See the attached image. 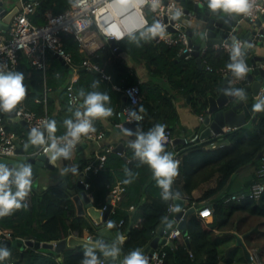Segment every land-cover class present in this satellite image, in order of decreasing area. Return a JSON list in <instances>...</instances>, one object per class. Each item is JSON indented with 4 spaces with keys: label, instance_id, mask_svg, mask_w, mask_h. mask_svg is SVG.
<instances>
[{
    "label": "trees",
    "instance_id": "1",
    "mask_svg": "<svg viewBox=\"0 0 264 264\" xmlns=\"http://www.w3.org/2000/svg\"><path fill=\"white\" fill-rule=\"evenodd\" d=\"M73 0H39L33 12L28 14L29 19L35 24L46 22L47 13H59L71 5ZM186 6V0H180ZM142 32V31H141ZM139 38L140 32L134 33ZM62 45L71 54V64H65L57 56L48 58L45 70L31 65L28 57L21 54L17 71L23 73L26 87V96L23 100L25 105L36 114L47 113L52 120L56 121L57 131L55 134L63 133L57 125L59 114H53L52 100L47 96L46 104L35 99L43 96L45 85L53 89H60L61 103L68 105L65 87L71 75L78 70V77L73 82L75 92L99 91L110 97V102L105 106L117 110L122 100L123 93L114 85L124 87L129 84L138 83L142 93V100L135 108L144 114L139 131L147 132L156 124H165L172 129V124L177 119V111L173 102L175 95L170 89L179 91L181 94L192 95L191 105L198 115H203L207 107V95L217 89L221 74L205 68V59L211 66H227L230 63V53L221 48L209 46L205 54H199L202 66L200 67L194 56L178 59L179 46L169 45L163 41L153 38L145 40L140 38L139 44L131 41L129 36L118 42L121 48L119 53L112 50L110 44L105 42L96 52L90 56V61L97 64L98 69H88L82 65L86 58L81 52L77 41L72 34L61 33ZM53 53V52H51ZM54 54V53H53ZM136 65L145 68V76L142 78L136 73ZM105 73L110 76L106 79ZM165 78L162 84H168L170 89L165 88L155 77ZM94 81H98L95 89L91 87ZM83 101V98L80 97ZM264 100V89L260 99ZM53 110V111H52ZM59 111V110H58ZM113 122H118V116H110ZM25 139V134L19 126H9ZM228 139L229 143L218 147H208L211 141ZM167 146H172L167 145ZM182 150L178 151L181 156L179 175L183 193L187 195L188 204L203 202L217 195L213 202V220L207 223L198 213H190L186 217V235L190 238V247L185 243L184 234L172 239V245H163L166 251L163 264H219L221 259L220 246L228 247L229 241L233 239L232 232L220 235L213 228H231L235 216L245 213L242 220L247 217L264 218V192L259 199L243 198L240 201H226L229 195L223 192L228 180L241 167L251 163L259 162L257 155L264 149V111H254L251 118L244 125L225 131L219 136L208 139L205 142H185ZM128 155L134 156V149H128ZM176 151V152H177ZM174 158V149L167 150ZM104 155L103 166L98 170L86 171L84 181L89 183L87 191L93 196V203L103 207L110 187L119 179L125 186V191L117 200L113 211L109 215L108 222H115L116 228L126 232V239L121 245L126 254L132 250H141L152 238L156 229L161 225L168 215V208L172 199L165 201L161 198V189L157 186L152 175V170L147 164L139 159L130 166L123 155L112 151H100ZM89 161H82L80 168H85ZM258 166V164H257ZM132 173L131 182L124 183L130 179L126 174ZM214 179L215 183L210 182ZM253 181V180H252ZM250 182V184L252 183ZM203 184H208L198 197L193 198L192 191ZM249 184V185H250ZM15 191V187H13ZM222 191V192H221ZM27 208L13 210L11 215L0 217V227L10 229L12 237H22L37 241H57L66 238L72 232L81 235L84 228L89 227L87 219L76 212L72 195L66 188L59 184L40 188L31 185ZM133 205V208H130ZM138 219V221H137ZM123 220L118 226L117 222ZM239 222V219H237ZM263 221L250 224L246 244L255 248L261 264H264V230ZM230 226V227H229ZM91 229V225H90ZM239 229V227H237ZM93 230V229H92ZM252 240H255L253 243ZM7 247L11 256L0 260V264H81L84 259V245L67 246L60 252L48 248H33L25 246L23 249ZM232 261L244 259L239 245H233ZM98 258L102 256L95 250Z\"/></svg>",
    "mask_w": 264,
    "mask_h": 264
},
{
    "label": "built area",
    "instance_id": "2",
    "mask_svg": "<svg viewBox=\"0 0 264 264\" xmlns=\"http://www.w3.org/2000/svg\"><path fill=\"white\" fill-rule=\"evenodd\" d=\"M19 6L18 11L13 15L9 28L6 32L0 35V71H17L19 64V58L21 54L28 57L31 65L36 68L45 70L47 67V52L51 51L54 54L60 56L65 64L70 65L72 58L71 54L65 50L62 45L61 33L66 32L72 34L74 39L78 43L79 50L84 52L86 58L82 61V65L88 69H98L97 64L90 61V56L93 55L96 50L103 46L105 42L109 43L110 39L117 42L123 40L128 36V33H137L144 31L145 28L151 26L155 22H159L164 26V38L161 39L157 35L158 41H163L169 45H178L179 54L181 52H187L185 58L192 56L193 46L188 44L189 35L182 28L184 25H191L194 18L193 10L188 8L185 11V5L180 0H159V4L155 11L151 10V0H73L71 5L65 10L59 13H47L46 22L43 24L33 23L28 14L33 12L38 5L39 0H17ZM197 3H205L206 0H193ZM176 10H180L182 13L178 19H173V15ZM264 16V0H253L252 8L249 14H242V18L248 23H255L260 17ZM146 22V23H145ZM189 23V24H188ZM262 26L264 30V18L262 20ZM171 27V29H169ZM1 33V32H0ZM112 33V35H108ZM123 33V39L117 40L115 34ZM264 35V34H263ZM234 42L240 43L239 38H235L231 43L223 42L221 44L215 43L211 45L214 48H221L225 52L230 53L231 46ZM209 46H203L199 49V54H205ZM113 51L116 48L111 47ZM202 61V60H201ZM205 68L210 71H215L221 75L229 76L230 80L235 82L238 79L232 74L227 66L213 67L205 59L203 60ZM102 76L109 79L110 76L103 73ZM118 90H121L126 97L125 104L123 106V113L127 120L136 121L131 115V111H136L137 115L143 117L142 120L136 122H142L144 120V114L135 108L142 100V93L138 83H133L121 87L114 85ZM48 87H44L43 96L36 98V101L46 102ZM66 98L69 106H78L81 102L79 95L75 92L73 87V79H70L66 87ZM262 90H259V97ZM109 107V106H106ZM16 114L24 119L32 128L40 127L41 124L46 123L49 120L47 113L38 115L33 110L29 109L22 101L17 105L15 109ZM78 110L84 111L82 107ZM119 114V109H113V115ZM203 115H199L202 118ZM74 115H73V118ZM165 125V124H164ZM93 126L96 131L89 133L88 136H82L81 138L91 139L96 141L101 146V140L105 136V132L95 126L93 120ZM165 136L167 137L165 145H172L173 131L165 125ZM66 133L55 134L57 137H61ZM47 141V133L45 135ZM208 139H200L198 133H194L189 139L185 138V142H205ZM16 141L21 143L25 142V139L20 136L15 130L8 128L7 126V114L0 111V156L13 155ZM50 141L41 145L37 150L38 152H45V149L50 145ZM215 141H211L208 145H214ZM106 150V149H104ZM174 160L181 163V156L177 153L174 154ZM104 155L98 156L96 163H89L85 166L84 170L89 171L93 169L98 170L103 166ZM85 188L89 187V183L84 181ZM125 191V186L119 180L110 187L111 198L118 199ZM264 192V152L259 157L258 166L256 167L255 177L252 183L246 190L232 192L225 199L226 201H240L243 198L249 197L259 199ZM25 201H29V195L25 198ZM133 206H130L132 208ZM172 208V204L168 208V213ZM211 209L207 206L198 211L200 216H206L205 213H210ZM123 224V220H119L117 225ZM75 234H77L75 232ZM182 234V231L177 226L172 227L168 233V239H173ZM78 235V234H77ZM90 238V235L86 236ZM16 238V237H15ZM22 238V237H21ZM14 239L10 229L0 227V240ZM25 239V238H23ZM166 251L162 247L157 248L151 254V260L149 264H163ZM250 255L253 264H261L255 248L250 249ZM100 264H104V257L98 258Z\"/></svg>",
    "mask_w": 264,
    "mask_h": 264
},
{
    "label": "water",
    "instance_id": "3",
    "mask_svg": "<svg viewBox=\"0 0 264 264\" xmlns=\"http://www.w3.org/2000/svg\"><path fill=\"white\" fill-rule=\"evenodd\" d=\"M3 3V0H0L1 33L8 30L13 15L19 9L18 4H15L11 8H7ZM184 9L187 11L188 7H185ZM192 10L194 18L191 25L183 24L182 28H184L189 35L188 44L192 45L194 48L191 53L192 56L196 58L198 65L200 67L202 66L201 59L199 57V49L201 47L211 46L215 43H231L235 38H239L241 40L242 52L244 53L243 59L246 67L248 68V72L245 74V77L243 79H238L235 82L231 81L229 76L224 75L219 89L215 91L216 93L207 95V107L202 118L199 119V130L195 133H198L200 139H210L223 134L225 131L246 124L248 119L251 118L254 113L253 105L259 101L260 97L258 93L261 86L264 85V55L261 54L259 50V48L264 45V30L262 26V20L264 17L262 16L255 23L250 24L242 18V14L229 15L227 13H223L222 11L212 13L208 9L207 4L197 2H193ZM240 28H244V30L237 32ZM169 29H171V27H169ZM197 38H199V40L198 42H195L194 40ZM153 39L157 40V36L153 37ZM109 44L111 47L116 48L115 52L119 53L121 51V48L118 47L115 40L110 39ZM186 55V51L181 52L178 55V59L185 58ZM58 58L65 63L60 56H58ZM229 88H232L233 92L235 89H243L246 98L241 100L235 95L226 96L224 90ZM187 98H189V94L187 95ZM125 101L126 97L123 95L119 108V119L113 128L117 133L128 136L125 134L124 130L127 129L135 133L141 128V123L126 119V116L122 111ZM6 114L9 121H15L22 126L26 136V141L24 143L16 141L14 149L15 153L10 156H0V164H5L10 168L18 163L30 164L32 168V182L46 170H56L60 164L59 158L55 161V163L50 162V153L38 152L37 150L41 147V145H32L28 142L29 133L32 127L27 123L26 119L18 116L15 110ZM48 121H51V118H49ZM44 125L45 123L41 124L38 128L44 131V134L46 135L47 132ZM106 134L108 135L109 133ZM128 137L135 138V135ZM90 140L91 139L81 138V141L77 143L74 149L78 151L82 146L86 145V141ZM181 141L185 142V138L176 137L173 138L172 144H176V142ZM113 151L122 154L124 151L123 141L117 142L113 147ZM263 152L264 149L257 155V159ZM123 156L129 164L135 160V158H128L124 154ZM84 175L85 172L81 170L74 177L77 192L72 196V198L74 200L77 213L85 216L87 222L93 226V234L90 235V238H87L86 236H76L74 233H71L66 238L59 239L57 241H37L16 237L14 239L0 240V246H13L20 249H23L25 246H29L36 249L48 248L54 250L55 252H60L67 246L73 247L77 245H84L86 247H93L94 250L102 255L104 257V264H120V261L123 260L122 253H120L116 259H113L112 257L106 258L103 255V252L99 249V245L96 243L99 241V243L107 245L108 248L111 249L115 244L109 240L110 237L114 235L117 236V238L124 237L126 239L127 237L126 234L121 235L120 230H110L107 226L102 227V224L108 220V216L111 211V195L108 194L103 207L96 206L88 196L84 185ZM170 191L175 194L172 185L170 187ZM172 204L173 206L165 220L156 229L152 238L140 250L147 258L148 264L150 263L151 254L154 250L159 248L161 245H172V240L168 239V233L173 227V221H176V226L181 229L185 236L186 245L190 247V238L186 235V217L188 214L205 207V204L199 205L198 207L193 205L185 207L188 204V200L182 197L172 199ZM212 206L213 205L210 204L211 209L213 208ZM177 208L178 211L174 210ZM235 241L236 244L241 247L247 264H253L250 249L247 248L239 236L236 237Z\"/></svg>",
    "mask_w": 264,
    "mask_h": 264
},
{
    "label": "clouds",
    "instance_id": "4",
    "mask_svg": "<svg viewBox=\"0 0 264 264\" xmlns=\"http://www.w3.org/2000/svg\"><path fill=\"white\" fill-rule=\"evenodd\" d=\"M206 2L210 12L216 13L222 11L223 13L232 15L249 14L253 0H206ZM158 4L159 0H151V10L155 11ZM181 14L180 10H176L173 19H178ZM108 35H112V33H108ZM157 35L161 39L164 38V26L159 22H155L145 28L144 31L140 32L139 38L132 33H128L129 39L137 44H139L140 38L148 40ZM123 36V33L115 34L117 40L123 39ZM243 56L242 45L234 42L230 50L231 62L227 64V68L237 79H243L248 72ZM24 80L25 77L21 72L0 71V111L9 113L24 100L26 96ZM97 85L98 81H94L91 87L95 89ZM224 93L226 96L235 95L241 100L246 98L243 89H235L233 92L232 88H229L225 89ZM79 96L83 98L81 107L84 111L76 110L73 114L75 119L69 118L64 121L66 133L63 136L57 137L55 135L57 131L55 120L47 121L44 125L47 132V141L51 142L45 149V152L50 153L49 160L52 163H55L61 157L64 159L71 158L72 150L81 141V137L88 136L89 133L96 131L93 126V120L106 119L113 115V109L105 106L106 103L110 102V97L106 93L99 91L86 93L82 88L79 90ZM253 110L256 112L264 111V100L255 103ZM130 115L136 121L143 119L134 110L130 112ZM165 127L163 124H156L147 132L137 130V132L133 133L127 129L124 132L128 136L135 135L136 138L129 142V147L134 149V156L139 158L141 163L147 164L150 167L157 186L162 190L161 198L168 201L180 198L179 193L173 194L170 191L174 178L179 175V162L173 159L170 152H165L164 145L167 139ZM47 141L44 131L38 127L31 129L28 137L30 144L44 145ZM68 170L66 169V171ZM70 170L73 173L77 171L76 167H72ZM126 174L130 179L125 180L124 183H130L132 173L127 172ZM31 177L32 168L30 164L18 163L11 168L5 164H0V217L11 215L13 210L20 209L21 207L27 208V204H22V201H25V198L31 191ZM13 187H15V191H13ZM174 210L178 211V208ZM114 226L115 222L110 221L108 223L109 228ZM124 239V237H118V243L123 245ZM96 243L106 258L112 257L116 259L120 255V247L113 245L109 249L107 245L99 243V241ZM10 256L11 253L7 247H0V260L7 259ZM81 264H100L93 247L85 249L84 259H82ZM120 264H148V260L139 249H135L124 256Z\"/></svg>",
    "mask_w": 264,
    "mask_h": 264
},
{
    "label": "crops",
    "instance_id": "5",
    "mask_svg": "<svg viewBox=\"0 0 264 264\" xmlns=\"http://www.w3.org/2000/svg\"><path fill=\"white\" fill-rule=\"evenodd\" d=\"M5 1L8 2V3L11 2L10 0H3L4 6H5ZM17 2L18 1L15 0L13 2L14 5L17 4ZM192 5H193V1L192 0H186V7L192 9ZM243 30H244V28H240V29L237 30V32H240V31H243ZM1 34L2 33H0V35ZM198 40H199V38L195 39L194 41L198 42ZM259 50H260L261 54L264 55V45H263V47L259 48ZM52 55L57 56L56 54H53V53L50 52L48 54V58L50 56H52ZM135 68H136V73L139 74L143 78L145 76V68H144V66L136 65ZM77 77H78V70H75L72 73V75H71V79H73V82L77 79ZM222 77H223V75H222ZM222 77L219 80V84H218L217 89H219V86L222 83ZM165 81H166L165 78H163L161 76L155 77V82L161 83V82H165ZM162 85H164L165 88L170 89V86H168V84H162ZM45 86L48 87L47 96H49V98L52 100V105H53V108H54L53 109L54 110L53 114H57L58 113L59 116H60V119L57 120V125H59L58 127L61 130H65L66 127L64 125V121L66 119H69V118L72 119L73 118L74 112L81 107V105L83 104V101H81L78 106H67V105H64L63 101L61 103V95H60L61 92H60V89H57V88L53 89V88H50L47 85H45ZM217 89H215L214 92L213 91L209 92V94H215L216 93L215 91ZM262 89H264V85L261 86L260 90H262ZM170 90H171V93H173L175 95V97L173 99V102H174V105H175V108H176V111H177V114H178L177 115V119L171 125L172 126V131H173V137L174 138L182 137V138L189 139L190 137H192L193 133H195V132H197L199 130L198 126H199V119H200L199 115L194 112L193 107L191 105L192 95L189 94V98H187V95L181 94L177 90H174V89H170ZM121 102H122V100H121ZM45 104H46V102L44 103V105ZM120 105H121V103H120ZM120 105H119V108H120ZM50 118L52 120L51 116H50ZM94 123H95V126L97 128L102 129L105 132V136L101 140V146H99V144L96 141H94V140L86 141V145L82 146L81 149H79L78 151H76L75 149L72 150V154H71V158L70 159H64L63 157L59 158V163L60 164H59V167L56 170L55 169L46 170L44 173H42L41 175L36 177L34 179V181L32 182V184H34L37 187L44 188V189L47 188L49 185L59 184L60 186L66 188L67 191L73 196L77 192V188H76V185H75L74 177L81 170L86 172L84 170V168H80L79 167L80 163H82V161H89V163H93V164L96 163L98 161V156H99L100 151L106 149L105 151L114 152L113 151V147L119 141H123V143H124V151H123L122 154L121 153H119V154H121V155L124 154L128 158H135V160L139 159V158H136V157H130L128 155V153H129L128 149L130 148L129 147V142L132 141V140H135L136 137L135 138H131V137L125 136V135H123L121 133H117L114 130V128H113L114 125L117 122H113V120H111L110 116L107 117L106 119H96V120H94ZM7 124L9 126H16V125L19 126L21 128V130L23 131V133H24V129L17 122L9 121L7 119ZM106 133H109V134L107 135ZM25 141H26V136H25ZM184 143H185L184 141H181V142H176V144H172V146L164 145L165 152L167 150H173L174 149V151H175L174 154H175L179 150L180 151L182 150V148H180V147H182V145ZM228 143H229V140L226 139V138L218 139V140L215 141L214 145H212V146L209 145L208 147H210V148L218 147V146L226 145ZM133 162H131L130 164L127 162V165L130 166ZM257 164H258V161L251 162V163L241 167L228 180L226 186L223 188V192H227V193L230 194L232 192H238V191L246 190L248 188L250 182L255 177V171H256ZM72 167H76L77 171L75 173H73L70 170ZM66 169H69V170L66 171ZM117 181H119V179ZM214 183H215V181L213 179L212 182H210V184L213 185ZM207 185L208 184H203L200 187L195 188L192 191L193 198L198 197L200 195V193L202 192V189H204V187H206ZM172 188H173L174 193H179L180 197H182L184 199H187V195L185 193H183L182 187H181V182L179 181V179L177 177L174 178V181H173V184H172ZM87 193H88V196H89L90 200L93 202V196L88 191H87ZM109 194H110V192H109ZM118 199H115L113 197L111 198L110 202L112 204V207H111L110 214L113 211L114 206L116 205ZM216 199H217V195L216 196L214 195L213 197L208 198V199H206L203 202H197V203L193 202L192 204H187L185 207L190 206V205L198 207L199 205L205 204V206H207V207H209L211 209L210 204L213 205V202ZM236 202H238V201H236ZM130 206H133V205H130ZM75 209H76V207H75ZM199 210H196V213H198ZM76 212H77V210H76ZM243 216H245V213H240L237 216H235V220H234L233 225L231 226V228H228V227H225V229L224 228L218 229L217 227L213 228V230L216 233H218V234H220L222 236L225 235L226 233H230V232H232L234 234L233 239H231L229 241V245H230L229 247H233V245H237L236 241H235L237 236H239L241 238V240L247 246L246 237L245 236L249 233L250 224H254L256 222L264 220V218L247 217V216H246L245 220H242ZM108 218H109V216H108ZM203 219L207 223H211L212 222V220H213L212 209H211V212L209 214H207L206 216H203ZM237 219H239V222H237ZM137 221H138V219H137ZM107 222H108V220H107ZM107 222H104L102 224V227L103 226H107L108 227V223ZM88 224H89V227L84 228L81 235H79V234L77 235V234H75V232H72V233H74L76 236H80V237L92 235L93 234V230H92L93 226L89 222H88ZM176 224H177L176 221L172 222L173 227H175ZM90 225H91V229H90ZM237 227H239V229H237ZM262 229H263V227H262ZM114 230H120L121 231V235H125L126 234V232L122 231L121 229L116 228ZM109 240L111 242H113L116 247H120L121 248V245L118 243L117 236L114 235V236L110 237ZM254 241L255 240H252L251 243H253ZM162 246L163 245H161L160 247H162ZM247 248L250 249L248 246H247ZM241 251H242V249H241ZM120 253H122L123 258H124V256L127 255L126 253H124L122 251V248H121V252ZM101 258L103 259V256Z\"/></svg>",
    "mask_w": 264,
    "mask_h": 264
},
{
    "label": "rangeland",
    "instance_id": "6",
    "mask_svg": "<svg viewBox=\"0 0 264 264\" xmlns=\"http://www.w3.org/2000/svg\"><path fill=\"white\" fill-rule=\"evenodd\" d=\"M10 1L11 2H9V3L5 1V6L8 8H11L12 6H14L13 2L15 0H10ZM262 227H263L262 230H264V224H262ZM220 253H221V259H220L219 264H247V262L244 259H242L240 261H236V262L235 261H232V262L228 261V260H231V255L233 254V249L231 247H228L225 244H221Z\"/></svg>",
    "mask_w": 264,
    "mask_h": 264
},
{
    "label": "snow or ice",
    "instance_id": "7",
    "mask_svg": "<svg viewBox=\"0 0 264 264\" xmlns=\"http://www.w3.org/2000/svg\"><path fill=\"white\" fill-rule=\"evenodd\" d=\"M205 215H207V213H205Z\"/></svg>",
    "mask_w": 264,
    "mask_h": 264
}]
</instances>
